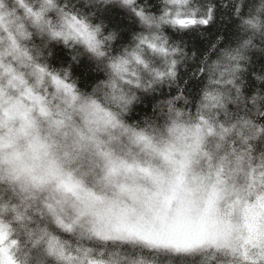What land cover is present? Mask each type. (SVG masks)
I'll list each match as a JSON object with an SVG mask.
<instances>
[{
	"label": "trees",
	"instance_id": "obj_1",
	"mask_svg": "<svg viewBox=\"0 0 264 264\" xmlns=\"http://www.w3.org/2000/svg\"><path fill=\"white\" fill-rule=\"evenodd\" d=\"M60 1L66 8L53 6L40 23L31 2L9 9L14 22L0 33L6 36L0 38V86L9 98L32 91L39 98L34 100L46 103L30 121L41 147L54 140L52 151L64 170L106 192L90 181V169H109L111 161L96 162L91 154L136 153L118 158L152 165V154L167 146L204 150L210 163L225 158L224 166L264 168V0ZM61 12L88 24L95 35L91 44L67 33L69 20ZM12 35L21 47L5 55ZM11 77L15 87L8 84ZM13 121L0 126V135ZM16 174L4 172L0 179V221L14 223L16 233L51 231L59 249L46 247V254L33 248L39 264L61 261L63 242L85 245L92 251L89 261L106 262L113 249L120 264H264L237 253L172 255L146 242L100 237L87 224L80 234L60 221L56 208L69 200L56 195L55 181L43 188ZM15 236L20 247L35 242L34 236L23 246L24 237Z\"/></svg>",
	"mask_w": 264,
	"mask_h": 264
},
{
	"label": "rangeland",
	"instance_id": "obj_2",
	"mask_svg": "<svg viewBox=\"0 0 264 264\" xmlns=\"http://www.w3.org/2000/svg\"><path fill=\"white\" fill-rule=\"evenodd\" d=\"M17 2H31L36 23L47 20L53 6L59 4L62 9L67 6L60 0L0 1V33L7 32L9 23L13 24L9 9L14 10L19 5ZM60 15L63 21L69 20L64 25L70 36L92 43L95 35L87 23L70 20L62 12ZM16 23L21 29L17 17ZM3 37L6 36L0 35ZM19 42L20 38L12 35L3 53L13 54L10 52L21 47ZM15 81L11 77L8 84L15 87ZM6 97L9 98L0 86V126L14 120L10 131L0 135V154L4 159L0 179L4 180V172H17L28 182H40L43 188L55 181L56 195L69 200V204L56 208L60 221L68 223L69 228L82 234L87 224L100 237L142 241L166 248L172 255L237 253L243 259L264 260V168L224 166L225 158L210 163L207 160L210 156L204 150L176 151L168 149L169 146L163 152L152 154L155 160L152 165H148L150 160L136 165L126 158H118L139 156L136 153L96 152L91 154L96 162L111 161L109 169H104L103 164L90 169L94 172L90 181L108 188L106 192L105 189L99 192L73 177L74 172L61 167L52 151L54 140L44 142L46 149L41 147L30 119L37 108L47 107L46 103L42 105L40 100H34L39 98L32 91L24 92L22 97L14 93L9 99ZM29 102H32L30 109L24 111V103ZM12 134L17 137L15 143L11 141ZM8 146L13 148L8 150ZM75 156L82 158L86 154ZM69 195L76 201L70 200ZM13 229L14 223L9 227L0 221V264H20L15 256L23 257L22 263L39 264L38 251L33 248L43 247L46 254V247L59 249L49 229L36 233H16ZM16 234L24 237L23 246L35 236L33 246L20 247ZM63 244V252L59 251L62 260L55 264H120L115 260L113 249L108 261H89L92 251L85 249V245Z\"/></svg>",
	"mask_w": 264,
	"mask_h": 264
}]
</instances>
